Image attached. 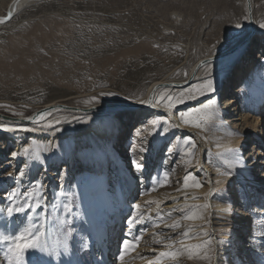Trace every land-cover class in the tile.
<instances>
[{"label": "rangeland", "instance_id": "rangeland-1", "mask_svg": "<svg viewBox=\"0 0 264 264\" xmlns=\"http://www.w3.org/2000/svg\"><path fill=\"white\" fill-rule=\"evenodd\" d=\"M11 1L0 0V13ZM255 1L259 32L238 49L241 54L215 59L210 72L215 92L197 94V99L170 109L179 114L215 100L213 114L199 126L188 123L190 131L181 130L153 108L118 111L109 104L139 99L158 78L183 80L199 57L232 46L245 33L244 0H45L28 5L9 25L0 24L1 114L11 117L8 110H13L21 114L16 117L30 116L48 102L64 100L78 106L96 97L95 101L108 103L97 114L116 120L112 127L116 131L108 139H95L89 115L67 110L56 112L47 122L55 124L53 128L20 120L12 128L23 130H0L5 141L0 146V209L4 210L0 236L12 237L42 225V239L52 253L30 251L25 254L28 264H148L170 250L179 254L163 258L162 264H264V211H257L264 207V188L253 187L247 180L252 169L247 172L243 167L251 155L257 157L254 144L262 146L254 135L236 149L225 144L237 114L252 107V96L255 105L264 101V59L257 55V51L264 55L260 27L264 0ZM62 31H66L63 36ZM249 75L258 83L250 85L252 90L245 83ZM190 85L172 87L165 95L179 94ZM235 96L236 112H221L225 99ZM162 104L169 109L166 100ZM127 113L138 121L151 113L156 118L135 139L131 137L135 121L125 120ZM215 121L223 123L217 126ZM4 125L1 120L0 126ZM241 128L236 131H244ZM39 129L44 142L37 140ZM189 137L196 145L192 151L186 142ZM88 159L90 164L85 162ZM227 159L236 164L231 175L226 174ZM45 160L49 172L43 170ZM133 161L142 164V170ZM207 166L223 172L218 175L219 185L214 180L208 186ZM195 181H202V186H191ZM154 184L155 191H145ZM13 192L16 197L10 205L6 197ZM29 194L32 199L26 201ZM36 197L41 198L42 208L7 215L9 206L35 203ZM147 201L153 203L146 205ZM134 203L142 205L137 212L143 222L129 232L126 221L136 215ZM191 205L208 207L195 210L199 218L185 219L186 206ZM174 221H179V228L165 227ZM189 229L208 235L186 238L183 233ZM134 237H139L135 247L119 261L121 241ZM248 243L254 244L252 249L245 246ZM196 245H202L201 254L189 258ZM6 251V242H0V264H8ZM205 252L210 259L203 258Z\"/></svg>", "mask_w": 264, "mask_h": 264}, {"label": "bare ground", "instance_id": "bare-ground-1", "mask_svg": "<svg viewBox=\"0 0 264 264\" xmlns=\"http://www.w3.org/2000/svg\"><path fill=\"white\" fill-rule=\"evenodd\" d=\"M15 1L16 0H12L8 4L6 11L4 13H0V17L6 16L11 12V9H12ZM20 4H21L20 6H22L23 4H25V6L23 7V9L18 10V12L14 16V18L17 16H20L24 12L25 8L31 3L28 0H21ZM244 8H245V17H244V22H243L242 27L244 28L245 33L232 46H229L228 48L226 47V49L222 50L223 53H222V51H220L217 53H213V54H209V55L199 57L190 66V68L186 74V77L183 80L176 78V76L175 77L165 76L162 78L155 79L147 86L144 95L142 97H140L139 99H137L135 101L117 100L113 104H109V105H114L113 108H115L118 111L119 110H121V111L125 110V108H129L130 110L131 109L134 110L137 108V110H138L139 108L146 109V108L150 107V108L155 109L156 111H159L161 114H164L168 120H171L172 123L175 126H178L181 130H189V131L192 130V129L188 128L189 127L187 125L188 123L183 122L181 120V117H180V113H187L190 109L181 111L178 114L176 112H173L170 109H167L166 107H164V105L162 103H159L158 101H159L161 96H166L165 92L170 90L173 86H176L175 88L179 89V88H181L180 86H183V87L188 86V85H185L186 81L187 82H189L190 80L196 81L199 78L206 77L208 75V73L211 72V68L216 64L217 60H215V59L220 60L221 58L230 56L232 54H235L236 52H238V53L240 52L239 54L242 53V51H240V50L244 49L247 45H249V43L251 41H253L252 39H253L254 34H257L259 32V24H258L257 18L255 16L256 1L255 0H244ZM12 20H10L9 22L12 23L11 22ZM9 22L1 24V25H7V24L9 25ZM65 32L66 31H62L61 35L63 36V34ZM238 49H240V50H238ZM257 55L259 57H261L262 59H264V55L262 52L260 53L257 51ZM205 60H213V64H208L204 67H199V65H201V62L205 61ZM257 60H258V58H257ZM263 62H264V60H263ZM249 77H251V76L249 75ZM245 83L249 89H251L250 85H252V84H254V87H257V85H258L256 77H255V79H254V77H251L250 79L245 80ZM160 85H167V87H158ZM175 88H173V90ZM256 96H258V93H256ZM154 97H155V99H154ZM252 100H253V103H252V107L250 109L247 108L248 110H242L240 113L237 114L236 119L234 121L235 123L232 126V128L230 129L231 131H229L226 134L225 144L228 145V147H230L231 149H236L237 145L243 144L244 141H246L250 138L252 139V135H254V138L259 140L258 143H260V145L262 146V149L259 147H256L254 144L253 150L255 151V153H257V157H254V155H251L250 158L247 159V163L243 167L245 168V170L247 172H249V170L252 169V171L249 172V174L251 176H249V179H247V180L248 181L250 180L249 183H251L253 185V187L261 189V188H264V158H263L264 157V101L261 99L262 101L258 102L255 105L253 96H252ZM149 101H151V104H149ZM209 102H211V107H212L215 100L211 99L209 101H205V102L199 104L198 106H202V105L207 104ZM61 104H66L69 107L74 106V107L79 108V109L83 108L82 110H84V111H79V110H74L72 108H67L65 106H61ZM107 105H108V103H100L99 101H84L83 103H81L77 106L76 103H71V102H66L64 100H59V101L45 103L41 107L37 108L36 111H34L30 116L16 117V116H14V114L15 115H21V114L16 112V111H13V110H8L12 113L11 117H8V116L0 113V121L2 120L3 123L6 124L4 126L8 125L7 127H11V128L16 127V125L20 122V120L23 122H26V123L29 122L31 124V123L36 122L35 117L37 116L38 113L45 112V110H50L49 114L46 116L45 121L42 122L44 124L47 122H51L54 114L60 110H67V111H73V112L77 111V114L78 113L80 114V112L81 113L83 112L82 114L90 116L91 122H89V123L91 124V128L93 129L92 135L95 137V139H98V137H100V138L103 137V139L104 138L108 139L116 131V130H114V128H112L113 124L116 123V120L114 121L113 119H110V117H108L106 115L97 114V113H99L98 111L101 110L102 108H108ZM79 106H81V107H79ZM238 108H239V106L237 104V100H236V96H235L233 98L232 97L226 98L225 103L220 106L219 110L221 112H225L228 110L227 112H225V114H228V113H232L231 111L236 112V110ZM129 109H127V110H129ZM127 112H129V111H127ZM131 114L132 113H129V114L127 113V116H125L124 119L128 120L129 123L132 121L133 122L135 121L134 122L135 123L134 130L131 131V135H132L131 137L137 139V138H139L140 135H143L144 131H146V127H147L146 123L147 122L149 123L152 120H154L156 118V114H154V113L148 114L147 116L142 117L141 120H139V121L136 118L134 119V115H131ZM1 117H4L5 119H2ZM221 123H223V122H220V121L214 122V124L217 126ZM90 124H89V126H90ZM239 126L240 127L242 126L243 128H241V129L244 131H240V130L236 131V128H238ZM197 131H198V129H197ZM192 132H194V130ZM36 135H38L37 136L38 142H44L46 140L43 130L39 129L38 134H36ZM9 136L11 137V140H12L13 135H9ZM13 142H15V140ZM4 143H5V141H2L0 139V146L4 145ZM18 146H19V144H18ZM101 148L102 147H99V149H101ZM201 150H202V147H201ZM227 150H229V149H226V151ZM132 152L134 153L135 149H132ZM87 153L90 155V152H87ZM108 156H110V155H108ZM85 162L90 164L91 160L88 159ZM227 163L230 164L229 167L227 168V171L228 172H231V171L234 172L233 167L236 164L229 159H227ZM44 164H45L44 165L45 168L43 170L49 172L50 171V165H48V161L45 160ZM209 167L210 166H207V168H206V171H207L206 174L208 176V186L209 187L212 186L213 185L212 183L214 182V180L218 181V183L215 184V186H217L222 182V180H221L222 178L218 175L220 173H223V172H218L219 170H217V169L215 170V172L210 171ZM259 168L261 170H259ZM225 173H226V171H225ZM212 174H215V178H212ZM236 177H238V175L237 176L235 175L233 178H236ZM44 211H45V213H47L46 209ZM257 211L263 212L264 207H259ZM246 217H248V219H249L250 218L249 214H246L245 218ZM245 218L242 220L244 223H245ZM238 238H241V236H238ZM245 246H247V247L250 246L252 249L254 244L248 243ZM239 249H241V247H239ZM248 264H251V263H248Z\"/></svg>", "mask_w": 264, "mask_h": 264}, {"label": "snow or ice", "instance_id": "snow-or-ice-1", "mask_svg": "<svg viewBox=\"0 0 264 264\" xmlns=\"http://www.w3.org/2000/svg\"><path fill=\"white\" fill-rule=\"evenodd\" d=\"M3 22V21H0ZM236 27H241L242 25H235ZM261 28H264V24L260 25ZM223 38V37H222ZM222 38L219 40L221 42ZM218 42V43H219ZM208 64H213V60H205L201 62V65L199 67H204ZM186 83H188L186 81ZM158 87H167V85H160ZM176 87V86H173ZM183 88V86H180ZM215 92V79L210 73L206 77L203 78L202 82H197V83H192L190 87L187 88L186 91H181L179 94L176 95H167V96H161L159 99V103H163L165 100L167 101V107L169 109H174L178 104L181 103H186L188 100H193L197 99V94L203 96L206 94H213ZM104 95V94H102ZM113 95V94H109ZM94 101L97 99L96 97L92 98ZM155 99V97H154ZM149 104H151V101H149ZM211 109V102L204 104L202 106L195 107L193 109H190L187 113H180L181 120L185 123L193 124L195 123L197 126H199V121L203 119L209 118L213 113L210 111ZM50 110H45V112L38 113L37 116L35 117V120L37 123H42L45 121L46 116L49 114ZM57 124L59 122H56ZM46 127L53 128L56 125L55 124H50L46 123ZM0 130H6V131H17V130H23V129H16V128H11L7 127L5 128L4 126H0ZM186 142L188 144H191V149L190 151L194 150L196 147L195 143L193 142L192 138H186ZM235 152L236 150H231ZM12 157H16V153H12ZM37 160L39 159L38 154L35 157ZM238 158H242V156L239 155ZM133 166L136 167L138 170H142L143 165L136 163L133 161ZM227 175H231V173H226ZM189 178L186 176L184 180V186L188 187L190 186L188 183ZM203 184L202 181H195L193 183L194 187H201ZM156 190V185L154 184L153 187L146 189L145 191H155ZM16 197V193H10L7 195L6 199L9 200L10 205L13 204L14 199ZM32 199V194L26 195L25 200L26 201H31ZM40 197L35 198V203L31 202H26L21 206H9L7 208V215L9 217L13 216L14 213H20V212H25L26 210H35L42 208V205L40 204ZM178 199V198H177ZM153 203L152 201H147V204ZM145 205V206H146ZM65 209L69 211L70 213V207L68 205H64ZM157 207L159 208L160 205L158 204ZM208 205H191V206H186V209L188 210V215L185 216V219L193 220L197 219L200 216V213L198 211H195L200 208H206ZM142 208V205L139 203H134L133 204V210L136 212V215L130 216L127 221H126V227L129 232H132L133 229L143 222V216L142 213L137 212V210H140ZM0 211H4L3 209H0ZM171 211V210H170ZM166 228H179L180 223L179 221H174L172 224H167L165 225ZM42 225L36 226L35 228L28 227L25 228L23 231L18 232L12 237L9 236H0V242H6L7 246V251L5 252V257L8 261V264H28V262L25 259V254L28 252H32L33 255H36L37 253L40 254H48L52 255V253L49 251L47 243L42 239L43 237V231ZM142 235V231H141ZM191 235H204L207 236L208 233L203 232V233H192L191 229L188 231H185L183 233V236L186 238H190ZM139 237H134L132 240H129L127 238H124L121 241V247H120V255L118 256L119 261H123L124 259V253L131 251ZM211 241H208V244H210ZM202 245H196L192 249L189 250V258H193V256L200 255V249ZM179 253L175 250H170V251H163L160 252L157 256V259L154 261H149L148 264H162L163 258H175ZM59 255V253H57ZM204 259H210L209 255L207 252L203 254Z\"/></svg>", "mask_w": 264, "mask_h": 264}, {"label": "water", "instance_id": "water-1", "mask_svg": "<svg viewBox=\"0 0 264 264\" xmlns=\"http://www.w3.org/2000/svg\"><path fill=\"white\" fill-rule=\"evenodd\" d=\"M28 1L32 4V3H37V2H41V1H45V0H28ZM20 3H21V0H16L15 1V3L13 4V7L11 9V12L8 15H6V16L0 17V21H3V22H0V24H4V23L9 22L10 20H12L14 18V16L17 14L18 10L23 9V7L25 6V4H23L22 6H20L21 5ZM191 82L192 81L190 80L185 85H189ZM61 106H65L67 108H72L74 110L84 111V110H82L83 108L82 109H79V108H76L74 106L73 107H69L66 104H61Z\"/></svg>", "mask_w": 264, "mask_h": 264}]
</instances>
